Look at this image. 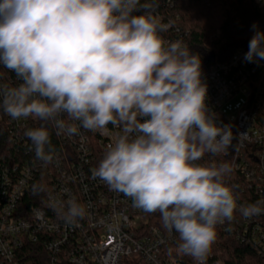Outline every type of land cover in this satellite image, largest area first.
<instances>
[{
  "label": "clouds",
  "instance_id": "obj_1",
  "mask_svg": "<svg viewBox=\"0 0 264 264\" xmlns=\"http://www.w3.org/2000/svg\"><path fill=\"white\" fill-rule=\"evenodd\" d=\"M158 8L159 0H0V65L20 81L0 84V109L39 122L24 136L44 166L55 159L50 129L68 137L118 129L92 178L159 213L178 252L206 264L217 226L264 214V198L238 203L227 181L233 164L202 162L237 151L247 133L234 135L210 110L199 54L161 35L173 22ZM251 27L249 63L264 60V31ZM46 192L32 185L34 196ZM64 192L48 193L46 207L78 226L90 206Z\"/></svg>",
  "mask_w": 264,
  "mask_h": 264
},
{
  "label": "built area",
  "instance_id": "obj_2",
  "mask_svg": "<svg viewBox=\"0 0 264 264\" xmlns=\"http://www.w3.org/2000/svg\"><path fill=\"white\" fill-rule=\"evenodd\" d=\"M174 1L159 0L162 22L167 23L160 9ZM258 30L264 31V24ZM180 34L179 28L171 27L161 35L175 41ZM253 34L252 31L248 44ZM248 44L228 59L203 69L202 80L208 86V107L218 121L231 124L234 135L247 133L238 150L230 148L228 155L233 170L264 198V60L246 62ZM18 83L15 77L9 86ZM237 95L244 97L238 113L229 116L222 112L223 106ZM37 126L38 121L14 120L0 109V264H24L23 249L29 244L42 245L49 257L47 264H194L178 252V234L162 227L158 213L134 207L130 198L92 178L118 129L109 125L104 134L81 129L80 135L72 137L58 136L50 129L55 159L44 166L29 150L30 140L24 136L28 128ZM42 176L44 181H40ZM33 184H43L47 194L64 199V189H69L79 202L90 206L88 215L78 226L70 227L46 204L29 205L25 199ZM238 203L246 201L238 199ZM38 209L42 213L34 214ZM263 216L245 219L238 213L231 223H225V230L241 243L251 245L264 259ZM206 264L225 262L209 253Z\"/></svg>",
  "mask_w": 264,
  "mask_h": 264
},
{
  "label": "trees",
  "instance_id": "obj_3",
  "mask_svg": "<svg viewBox=\"0 0 264 264\" xmlns=\"http://www.w3.org/2000/svg\"><path fill=\"white\" fill-rule=\"evenodd\" d=\"M160 11L164 21H172V28H179V40L187 44L191 52L199 54L202 70L228 59L237 49L246 46L253 31L251 26L264 24V0H176ZM168 34L173 35L171 31ZM15 77L13 72L0 65L1 83L9 85ZM209 160L233 164L229 155L205 156L202 162ZM40 181H44L43 176ZM227 181L235 186L241 202L254 203L261 198L260 194L249 188L243 175L234 170ZM25 200L29 205L44 206L47 192L34 196L31 190ZM210 254L225 264H264V259L251 245L241 243L231 231L225 230V224L217 226V237ZM189 258L192 262V258ZM21 261L24 264H47L49 257L42 245L29 244L23 249Z\"/></svg>",
  "mask_w": 264,
  "mask_h": 264
},
{
  "label": "rangeland",
  "instance_id": "obj_4",
  "mask_svg": "<svg viewBox=\"0 0 264 264\" xmlns=\"http://www.w3.org/2000/svg\"><path fill=\"white\" fill-rule=\"evenodd\" d=\"M257 24L259 25V23H257ZM243 102H244L243 95H237L236 97H234L233 99H231L229 102H227L223 106V108H222L221 111L224 112V113H226L229 116L235 115L236 113H238V111L241 108Z\"/></svg>",
  "mask_w": 264,
  "mask_h": 264
}]
</instances>
